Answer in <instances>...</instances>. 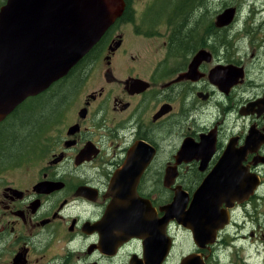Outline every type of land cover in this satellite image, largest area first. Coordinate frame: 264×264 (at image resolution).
Wrapping results in <instances>:
<instances>
[{
    "label": "flooded vegetation",
    "instance_id": "1",
    "mask_svg": "<svg viewBox=\"0 0 264 264\" xmlns=\"http://www.w3.org/2000/svg\"><path fill=\"white\" fill-rule=\"evenodd\" d=\"M125 3L66 77L0 112V264H220L222 247L248 224V202L264 186V143L242 161L260 179L256 194L210 202L222 217L214 243L199 246L176 220L177 197L186 198L187 219L202 217L191 210L196 191L251 132L264 136V66H256L264 41L251 40L250 57L259 56L248 64L247 53L244 63L226 35L231 26L210 22L202 2L190 9L192 0H181L182 39L169 29L145 56L130 47L128 32L157 38L151 28L165 19ZM238 118L247 122L240 132ZM166 208L173 219L156 225ZM157 231L161 240L149 249Z\"/></svg>",
    "mask_w": 264,
    "mask_h": 264
},
{
    "label": "water",
    "instance_id": "2",
    "mask_svg": "<svg viewBox=\"0 0 264 264\" xmlns=\"http://www.w3.org/2000/svg\"><path fill=\"white\" fill-rule=\"evenodd\" d=\"M125 8V0H6L0 9V112L3 116L27 97L45 91L66 77L123 15ZM235 14L236 9H226L217 17L216 25L229 26ZM202 56L198 54L196 59ZM261 108L264 110V104ZM260 143H264V136L255 138L251 132L247 146L225 154L221 165L194 194L193 200L197 203L191 210L200 209L202 217L187 219L183 204L186 198L178 195L177 201L182 202V207L178 204L176 220L192 230L199 246L215 241L214 234L222 221L218 212L221 200H249L261 186L257 175L247 174L242 168L248 148ZM186 147L187 143L177 156L178 162L186 153ZM230 161L235 165L229 166ZM176 177L169 171L166 182L174 183ZM223 194L225 198L220 196ZM217 201H220L219 206H210V202ZM165 210V217L157 220L156 225L172 218L169 208ZM134 222L137 226L143 224L138 220ZM161 237L159 231L153 233L147 242L149 249L151 243H159Z\"/></svg>",
    "mask_w": 264,
    "mask_h": 264
},
{
    "label": "rangeland",
    "instance_id": "3",
    "mask_svg": "<svg viewBox=\"0 0 264 264\" xmlns=\"http://www.w3.org/2000/svg\"><path fill=\"white\" fill-rule=\"evenodd\" d=\"M5 1L0 0V8ZM200 3L201 0H192V4L188 8H200ZM207 3L208 5L205 2L206 6L203 12L210 14L212 17L210 22L213 23L226 9H236L234 21L230 24L231 27L226 35L230 39L233 50L237 53V59L244 56L242 62L245 63L248 53V64L250 61L254 62L259 54L251 59L252 45L250 42L252 39L264 41V0H207ZM131 4L139 14L152 10L150 15L154 21L165 20L159 26L151 28L152 32L159 35L157 38L152 36L142 38L129 31L130 47L141 50L145 56H153L155 55L154 51L159 49L167 39L169 29H173V33L176 34L174 40L182 39L181 13H175L177 9H181V0L178 4L177 0H131ZM204 25L208 27L206 17ZM176 45L178 46V44ZM256 66H264V62ZM252 121L253 118L248 119V126ZM246 123L245 120L238 118L237 132L242 131ZM16 130L19 131L18 128ZM248 203V224H245L241 230H236L235 235L233 234L234 228H232L233 235L229 238L227 249L222 247L225 251H221L220 264H264V186L258 195ZM252 234L254 236H251Z\"/></svg>",
    "mask_w": 264,
    "mask_h": 264
},
{
    "label": "trees",
    "instance_id": "4",
    "mask_svg": "<svg viewBox=\"0 0 264 264\" xmlns=\"http://www.w3.org/2000/svg\"><path fill=\"white\" fill-rule=\"evenodd\" d=\"M201 2H202V6L205 8V6H206V4L208 5V3H207V0L205 1V0H201ZM205 2H206V4H205Z\"/></svg>",
    "mask_w": 264,
    "mask_h": 264
},
{
    "label": "bare ground",
    "instance_id": "5",
    "mask_svg": "<svg viewBox=\"0 0 264 264\" xmlns=\"http://www.w3.org/2000/svg\"><path fill=\"white\" fill-rule=\"evenodd\" d=\"M128 5V4H127Z\"/></svg>",
    "mask_w": 264,
    "mask_h": 264
}]
</instances>
